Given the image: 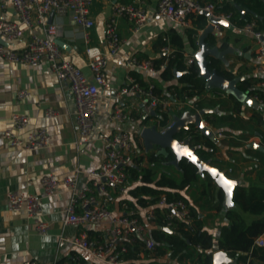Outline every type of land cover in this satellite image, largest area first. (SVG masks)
Here are the masks:
<instances>
[{
	"label": "crops",
	"instance_id": "0c3cea01",
	"mask_svg": "<svg viewBox=\"0 0 264 264\" xmlns=\"http://www.w3.org/2000/svg\"><path fill=\"white\" fill-rule=\"evenodd\" d=\"M134 1L136 0H93L90 15L94 25L88 31V44L104 50V26L109 19L112 3ZM140 1L149 14V20L141 29L134 31L132 23L125 17L117 19L121 47L116 55L108 59L105 70L106 86L100 89L93 129L86 141H78L74 119L75 104L68 84L57 80L45 60L31 67L22 63L7 62L0 57V133L10 126V116L13 112H22L30 117L26 130L42 127L50 135L47 147L31 151L10 147L0 137V264H21L28 259L40 263L79 259L85 264H95L88 251L75 247L70 240L81 232L90 239H100L104 227V224L91 223L64 225L62 222L64 208L69 202L70 192L62 188L59 193L41 199V217L50 223V229L47 235H39L33 229L32 220L26 217L23 211L7 210L8 191L17 190L41 195L39 180L42 175L54 173L63 176L76 171L78 174L76 185L81 187L90 182L89 172L97 168L103 160L104 137L120 130H125L131 135L134 148L132 164H136L137 168H147L150 165L147 154L155 152L156 148L146 149L140 132L144 127L154 125L155 120L145 119L144 97L132 93L120 94L128 73L125 61L131 56L150 59L160 57L163 54L162 46H158L156 40L161 37L162 40L166 38L170 41V34L177 33L181 37L184 45L183 57L194 53L198 46L193 50L189 44L187 29L191 26H179L166 19L156 18L153 12L157 0ZM0 17L12 21L17 19L16 12L10 4L0 10ZM48 19L59 28L56 42L61 49L62 57L81 67L82 72L90 76L84 52L86 45L83 39L84 30L74 25L67 13L53 10L49 13ZM34 31L42 35L40 26L35 25ZM200 32L201 29L196 35V44ZM30 33L28 29H24L22 39L5 43L12 48H19L24 40L29 38ZM209 35L215 36V43L220 49L227 47L232 49V52L226 54V61L221 62V66L236 76L254 77L256 81L252 83L251 89L264 90L263 87L257 86L259 80H264V74L254 69L255 44L252 36L244 33L230 21L219 23V30H213ZM169 45L173 50V46ZM132 72L139 74L143 82L150 80L159 85L163 91L167 85L177 83L176 78L163 81L158 74L146 77L139 71ZM19 89L29 91L30 96L22 100L17 99L16 91ZM204 97L207 102L213 104L206 106L214 109L213 114L224 116L231 112L232 101L224 92L210 91ZM166 100L168 107L174 111L184 106L190 109V105H194L192 100L175 101L172 95ZM217 101L221 103L218 104ZM116 104L129 111L131 120L119 122L110 119L112 108ZM47 107L56 110L57 114L54 117H46L44 111ZM232 114L234 115L232 120L236 119V122L233 125H222L223 130L216 129L215 139H210L215 145L214 149L201 146L210 153L209 158L215 160L210 163L218 170L220 181L216 182L212 176L203 172L199 173V178L193 186L180 190L187 204L195 210L202 229L213 237L212 252L219 250L214 245L222 228L230 223V218L225 214L227 211H234L235 216L242 218L246 223L260 219L263 215L261 212H249L245 207L264 204V152L248 146L254 142L264 147V105L259 104L257 109H253L241 102L240 110L237 113L232 111ZM253 116H257L260 121L255 122ZM169 119L173 121V116L171 115ZM202 123L211 127L203 118ZM137 158L140 160L136 161ZM168 164L173 166L168 162L157 167L156 176L160 171H166ZM207 176L212 179V187L207 184ZM225 180L233 183L229 186L225 184ZM141 183L140 179L128 178V185L123 192H119L116 187H108V206L114 213L125 212L127 208L137 210L149 234L154 225L146 218L145 208L139 206L138 198L141 196L134 193L135 187ZM218 188L223 192L220 209L214 208ZM233 194H238L236 200H233ZM259 235L264 236V231ZM255 249L245 253L244 260H237L234 257L236 260L234 264H264V246H257ZM164 251L165 253L161 255L152 251L147 254L140 251L135 258H127L126 263L198 264L196 257L176 259L170 256V250Z\"/></svg>",
	"mask_w": 264,
	"mask_h": 264
},
{
	"label": "built area",
	"instance_id": "2783aa9c",
	"mask_svg": "<svg viewBox=\"0 0 264 264\" xmlns=\"http://www.w3.org/2000/svg\"><path fill=\"white\" fill-rule=\"evenodd\" d=\"M93 0H0V10L10 4L16 12L17 19L4 20L0 17V38L6 42L24 37V29L31 33L19 48H12L8 44L0 43V57L12 63H22L31 67L37 66L45 60L59 82L68 84L75 104V126L78 141H86L93 129L94 119L97 113V104L100 89L106 86V65L110 56L118 53L121 47V39L117 29V19L125 17L133 25V30L138 31L149 20V14L141 5L140 0L134 2H114L111 5L109 19L104 26L105 49L88 44V31L93 27L94 20L90 15V7ZM67 13L70 21L83 29L85 42L84 52L87 57V67L90 76L85 75L81 67L65 60L61 55V49L56 42L59 28L51 23L48 15L51 11ZM209 12L206 22L211 18H219L230 21V14L216 13L215 5L209 0H157L154 16L158 19H166L179 26H191L193 16ZM42 29V35L34 31V26ZM214 30H219V24H214ZM240 29L252 36L254 40V69L264 74V34L256 29L254 21L245 22ZM161 47L163 54L172 52L167 42ZM186 65L194 61V53L183 57ZM128 69L124 85L120 94L132 93L144 97L143 112L152 114L156 108L168 107V100L160 98L153 92L154 83L146 80L145 85L132 75V71H139L144 76L158 74L163 68V63L155 66L153 59L131 56L126 59ZM258 87L264 88V80L257 82ZM30 96L29 91L19 89L16 97L19 100ZM256 103L264 105V90L253 88L250 96ZM195 112L198 109L190 105ZM46 117H54L57 112L51 107L44 111ZM129 111L122 105H114L110 119L124 122L131 120ZM30 117L22 112H13L10 116V126L0 133V137L13 148L23 151H31L45 148L50 143V135L45 128L38 127L26 130ZM170 121L163 132L170 127ZM220 135V134H219ZM104 157L100 165L89 172L90 182L78 187L76 185L77 171L63 176L46 173L40 177L39 183L41 195L29 192L10 190L6 193L7 210L9 212L23 211L26 217L33 222V229L39 235H47L50 223L41 217V199L57 194L62 188L70 192L69 202L64 208L63 224H104L102 238L90 239L84 232L74 236L70 243L77 248L88 251L95 264H127L124 254L128 250V243L139 238L144 243V249L152 251L154 242L150 238L145 224L140 220L138 211L128 209L125 212L114 213L108 206V187H116L123 192L128 185L127 167L132 165L134 148L131 135L120 130L104 137ZM163 213V227H172L177 221L190 223L192 220L189 207L181 199L168 200L165 195L145 208V216L152 221L155 217V208ZM79 209V210H78ZM254 245L264 246V236L254 238ZM21 264H85L79 259L54 260L51 263H40L34 259H28Z\"/></svg>",
	"mask_w": 264,
	"mask_h": 264
},
{
	"label": "trees",
	"instance_id": "16d2710c",
	"mask_svg": "<svg viewBox=\"0 0 264 264\" xmlns=\"http://www.w3.org/2000/svg\"><path fill=\"white\" fill-rule=\"evenodd\" d=\"M215 5L216 13H228L230 14V22L236 27H241L245 22L254 21L256 24V29H259L264 34V3L260 0H222L221 2H216L215 0H210ZM235 4L239 5L243 9H247L243 17L241 16L239 10L236 8ZM206 25V17L199 13L193 16L191 21V27L187 29V36L189 44L192 49L197 48L196 35L198 30L203 29ZM170 41L167 40L168 44L173 46V50L170 54H162L160 57L153 59L155 66L164 64L163 68L159 71V78L163 81H170L176 78L177 83L169 84L165 87L163 91L162 87L154 83L153 92L162 99H169L173 96L175 101L186 102L192 100L196 109H201L206 106H212L213 104L205 99L204 95L207 92L220 91L217 89L206 90L204 85V79L198 75V68L195 61L191 64L186 65L183 61V42L181 37L176 34L169 35ZM157 41L158 46H163L166 44V40H162L159 37ZM208 45L213 44V37L209 35L207 39ZM209 69H215L216 72L228 79L234 78L236 75L231 71L224 69L221 66V62L217 59L210 58L208 65ZM174 70L181 71L182 74L175 77ZM132 75L139 81L141 85L145 83L140 78L139 74L132 72ZM254 77H247L239 80L237 87L239 90L247 93L251 96L253 89L251 85L255 82ZM227 96L232 101L231 112L226 115H219L213 113H205L203 119L215 130L221 129L222 125L231 124L233 125L235 121L233 113H237L240 110L241 102L236 100L232 95ZM220 104V101H217ZM216 104V103H215ZM186 107L178 108L173 110L169 107L165 109L156 108L154 114L146 115V118H153L159 128L165 127L171 119L170 116H179ZM194 112V109H189ZM254 121H260L257 116H253ZM250 134V133H249ZM175 138L179 141H187L190 147H194L196 155L209 162H214V159L209 158L208 152L201 148V146L211 147L214 149V143L206 136L202 135L199 129L194 125L190 124L188 128L180 130L175 134ZM173 159V156L168 153L166 156L157 155L155 152H150L147 154V160L149 166L147 168H137L136 164H132L127 167L128 178L140 179L141 184L135 187L134 193L141 197L138 198L139 206L146 207L153 204L160 195H165L168 200L181 199L187 203L184 196L180 193V190L187 189L193 186L198 178L199 173L196 166L181 158L177 167L174 165H166V171H160L156 176V168L162 166L163 163H168ZM137 158L136 161H139ZM207 174V173H206ZM208 178V186L212 187V179ZM217 203L214 204V208L220 209L222 200V189H217ZM238 194H233V200H236ZM188 205V204H187ZM189 211L192 217L190 223L184 221H177L172 227H170L171 232L163 230V213L156 207L155 217L152 220L154 227L150 230L149 236L154 242V252L157 255L165 253L164 249L170 250L171 257L176 259L181 258H192L196 257L198 264H211V255L213 248V237L207 231L203 230L198 220V216L195 210L189 206ZM246 210L252 213H263L260 219H254L249 223H246L242 218L235 216L234 211H227L225 214L230 218V223L222 228L220 236L217 239L214 247L219 250L226 251L229 256L236 257L237 260H244V254L250 249L256 250L257 247L254 245V238L264 231V204L258 205L253 204L249 207H245ZM235 216V217H233ZM233 217V218H232ZM197 248V249H195ZM143 251L146 254L150 251L144 249V243L141 239L135 238L132 242L128 243V250L124 254L125 259L135 258L137 254Z\"/></svg>",
	"mask_w": 264,
	"mask_h": 264
},
{
	"label": "water",
	"instance_id": "95a60500",
	"mask_svg": "<svg viewBox=\"0 0 264 264\" xmlns=\"http://www.w3.org/2000/svg\"><path fill=\"white\" fill-rule=\"evenodd\" d=\"M264 3V0H260ZM236 8L239 10L241 16L247 12V9L241 8L239 5L235 4ZM202 14L207 17L209 12L203 11ZM225 21L219 18H211L209 22L205 25L197 38V50L194 52V61L198 68V75L204 79V85L206 90L217 89L225 94L232 95L236 100L246 104L248 107L257 109L259 104L256 103L247 93L241 91L237 87V83L242 76H235L232 79H228L216 72L215 69H209L208 65L210 58H214L224 63L226 61V54L232 52V49L223 48L220 49L219 45L215 43V36H213V44L208 45L206 37L213 33L214 24L224 23ZM0 43L6 44L3 39L0 38ZM181 71L174 70V75L178 77L181 75ZM214 109L203 107L197 112H191L189 109L184 110L179 116H173V124L165 129L163 132L160 131L159 126L155 123L154 125L144 127L140 132V137L143 140V144L146 149L156 148L155 154L166 156L170 153L173 159L169 162L177 167V163L181 158L186 161L193 163L198 173H208L212 176L216 182L220 181L218 179V170L211 165L209 161H204L200 159L196 153L194 147H190L187 141H179L175 138V134L182 129L188 128L190 124H194L200 131V133L211 140L215 139L217 131L211 127L205 126L202 123V118L205 113H212ZM154 114V111H152ZM248 146L264 152V147L261 145L251 142ZM187 150V153L185 152ZM190 153V154H188ZM193 156L196 157L193 160ZM212 169L216 172L213 173ZM163 230L171 232L170 228L163 227ZM236 262L235 258L229 256V254L224 250H216L211 255V264H234Z\"/></svg>",
	"mask_w": 264,
	"mask_h": 264
},
{
	"label": "snow or ice",
	"instance_id": "6c2138e0",
	"mask_svg": "<svg viewBox=\"0 0 264 264\" xmlns=\"http://www.w3.org/2000/svg\"><path fill=\"white\" fill-rule=\"evenodd\" d=\"M185 152L187 153V150H185ZM188 154H190V153H188ZM193 158V160H195L196 159V157L195 156H193L192 157ZM212 172L213 173H215L216 172V170L215 169H212ZM233 183V181H230V180H225V184H227V185H231ZM231 191V187H229V192Z\"/></svg>",
	"mask_w": 264,
	"mask_h": 264
}]
</instances>
